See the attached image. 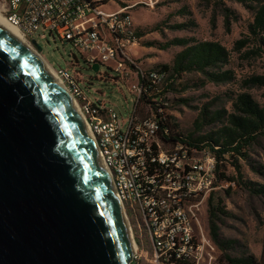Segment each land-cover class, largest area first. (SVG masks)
<instances>
[{"label": "built area", "instance_id": "built-area-1", "mask_svg": "<svg viewBox=\"0 0 264 264\" xmlns=\"http://www.w3.org/2000/svg\"><path fill=\"white\" fill-rule=\"evenodd\" d=\"M160 1L134 0L109 11L104 0H0V16L31 47L38 35L58 37L73 48L66 69L52 68L77 102L129 225L135 224L132 262L142 249L151 252V264H218L221 252L203 212L209 196L231 183L218 182L217 160L208 147L165 146L160 140L159 115L167 113V96L180 79L162 68L143 70L135 53L139 38L132 10L154 9ZM79 56L88 69L98 66L102 82L118 91L128 88L134 107L127 118L105 99L86 94L91 81ZM146 102L148 113L142 115Z\"/></svg>", "mask_w": 264, "mask_h": 264}, {"label": "water", "instance_id": "water-1", "mask_svg": "<svg viewBox=\"0 0 264 264\" xmlns=\"http://www.w3.org/2000/svg\"><path fill=\"white\" fill-rule=\"evenodd\" d=\"M32 48L0 26V264H131L132 231L92 135Z\"/></svg>", "mask_w": 264, "mask_h": 264}, {"label": "rangeland", "instance_id": "rangeland-1", "mask_svg": "<svg viewBox=\"0 0 264 264\" xmlns=\"http://www.w3.org/2000/svg\"><path fill=\"white\" fill-rule=\"evenodd\" d=\"M132 1L104 0L109 11L119 10ZM254 16L252 7L235 0H161L154 9L138 6L132 10L139 38L135 53L143 70L173 67L176 56L184 47L175 45L165 49L164 46L175 39L191 43L214 42L229 52V62L223 70L233 72L231 82L218 84L209 82L198 72L183 73L180 85L170 91L167 114L174 134L196 139L217 134L228 126V116L236 115L233 103L243 93L250 94L264 107V86H247L245 83L250 77L264 76V57L248 53L253 50V45L242 51L236 49V42L248 34ZM36 40L43 49L39 51L35 46L33 49L49 65L66 69L74 53L70 45L54 36L42 38L37 35ZM79 60L81 71L91 81V89L84 88L86 94L92 99H105L121 117L127 118L134 107L128 88L122 86V91L116 90L88 69L80 56ZM105 70L102 68L101 72ZM101 93H106V97ZM244 153L245 157H225L221 172L234 181L224 182L231 185L212 194L222 201L226 213L220 219V235L222 240L232 242L229 253L234 257L255 256L260 264H264V135L252 142ZM209 198L203 212L207 226ZM129 221L136 239L135 224ZM142 251L139 250L142 257L132 264H151V252Z\"/></svg>", "mask_w": 264, "mask_h": 264}, {"label": "trees", "instance_id": "trees-1", "mask_svg": "<svg viewBox=\"0 0 264 264\" xmlns=\"http://www.w3.org/2000/svg\"><path fill=\"white\" fill-rule=\"evenodd\" d=\"M235 1L252 7L255 12L254 21L248 27V34L236 42V49L242 51L253 45V50L248 53L264 57V0ZM175 45L183 46L184 50L176 56L173 67L163 66L162 69L176 78L180 79L183 73L198 72L204 74L209 82L218 84L229 83L234 79L232 71L223 70V66L229 62V52L220 44L191 43L188 40L175 39L164 48ZM245 83L247 86L262 87L264 76L250 77ZM233 106L236 115L228 116V126L220 129L217 134L197 139L174 134L169 123L170 116L167 113L163 116L159 115L162 117L159 138L167 146L182 142L196 147H208L217 160L218 182L234 181L221 172L222 162L225 161L226 156L245 157L244 150L259 136L264 135V107L260 106L248 93L238 95ZM147 110L146 102L140 107V111L142 115H145L148 113ZM208 206L210 234L221 252L218 264H260L255 256L234 257L229 253L232 242L222 240L220 235V219L226 214L222 208V201L216 200L215 195L212 194Z\"/></svg>", "mask_w": 264, "mask_h": 264}, {"label": "bare ground", "instance_id": "bare-ground-1", "mask_svg": "<svg viewBox=\"0 0 264 264\" xmlns=\"http://www.w3.org/2000/svg\"><path fill=\"white\" fill-rule=\"evenodd\" d=\"M0 26H2L5 30H7L10 34H12L15 38H17L20 42H22L24 45H27L28 47H31L28 42L23 38L22 34L19 32L18 29L14 28L13 26H11L10 24H8L1 16H0ZM32 48V47H31ZM34 54L47 66V68L53 73V75L56 77L54 70L52 68L51 65H49L33 48H32ZM57 78V77H56ZM58 79V78H57ZM58 81L62 84L63 88L65 89V91L69 94V91L65 88L64 84L58 79ZM70 95V94H69ZM72 98V97H71ZM73 99V98H72ZM74 104L76 107L79 106L77 104V102L73 99ZM85 121V119H84ZM86 123V121H85ZM87 125V123H86ZM88 127V126H87ZM89 129V128H88ZM92 135V134H91ZM94 144H95V138L92 135ZM106 172L108 173L107 169L105 168ZM108 176L110 177L109 173ZM121 206V203H120ZM122 208V207H121ZM123 210V209H122ZM124 212V211H123ZM125 215V214H124ZM126 216V215H125Z\"/></svg>", "mask_w": 264, "mask_h": 264}]
</instances>
